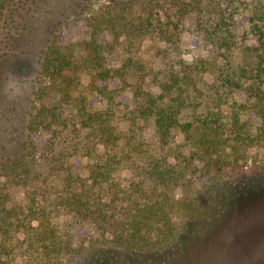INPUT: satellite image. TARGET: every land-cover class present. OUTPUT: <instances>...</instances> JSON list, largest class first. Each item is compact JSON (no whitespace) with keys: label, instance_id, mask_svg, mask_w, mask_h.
<instances>
[{"label":"trees","instance_id":"trees-1","mask_svg":"<svg viewBox=\"0 0 264 264\" xmlns=\"http://www.w3.org/2000/svg\"><path fill=\"white\" fill-rule=\"evenodd\" d=\"M16 1L0 0V14ZM230 6L229 0L83 3L76 15L90 37L49 43L27 110L0 135V264H100L123 252H173L185 223L210 214L228 189L255 183L264 172V161L256 165L253 156L264 150V29L251 24L255 38L237 63ZM258 21L264 25V12ZM104 33L111 42L99 40ZM188 33L211 46L209 56L184 57ZM146 39L163 44L154 54L158 67L143 59ZM119 49L125 58L115 66ZM8 61L0 62V74ZM211 69L208 84L201 77ZM82 74L90 77L89 92L107 99L105 109L90 106ZM125 92L126 121H153L156 142L118 130L116 98ZM42 132L47 137L36 143L33 136ZM79 156L89 160L86 175L72 161ZM125 168L127 179L118 175ZM178 188L192 193L178 197ZM62 216L92 222L101 238L75 250L71 232L57 221Z\"/></svg>","mask_w":264,"mask_h":264},{"label":"rangeland","instance_id":"rangeland-1","mask_svg":"<svg viewBox=\"0 0 264 264\" xmlns=\"http://www.w3.org/2000/svg\"><path fill=\"white\" fill-rule=\"evenodd\" d=\"M98 6L103 0H93ZM233 8L231 23L235 25L239 42L232 52L237 63L244 55V47L253 42L251 24L259 22L264 29L263 21L258 16L264 12V0H229ZM86 0H17L3 14H0V62H7L6 70L0 74V135L15 129L22 114L27 110L32 94V85L40 57L49 43L56 39L63 45L78 42L90 37L89 29L84 20L78 18L83 3ZM78 11V14L76 15ZM229 21V19H228ZM99 40L111 42L112 36L104 33ZM186 53L184 57L209 56L212 51L200 36L188 33L186 35ZM163 44L146 39L142 43L141 54L144 61L153 67H158L154 54ZM125 58L123 50H117L112 63L120 66ZM214 70H208L201 79L210 84L214 79ZM90 77L82 74V90L89 98L93 109H105L106 98L92 94L87 89ZM114 89L116 84H112ZM131 95L116 98L118 112L115 123L122 135L135 139L145 138L156 142L153 121H138L130 126L126 121L127 104ZM238 100L242 96L237 97ZM252 123L257 127L260 119L251 116ZM183 119V121H185ZM178 142L183 140L180 130L175 131ZM34 137L36 143H42L46 133ZM253 156H258V163L264 161V150L255 149ZM77 170L82 175L87 174L86 157H75L73 160ZM121 178L130 177L129 169L118 172ZM255 183L249 188L232 191L227 190L222 200L215 199V207L206 217L188 221L182 226L180 247L176 251H167L162 255H131L122 253L114 257H103L100 264H264V172L254 176ZM184 194L183 188H178V197ZM16 198L24 201V191L16 190ZM62 229L69 230L73 237L75 250H80L90 244L91 240L101 238L100 230L90 221L74 217L62 216L57 219ZM71 261V259H69ZM89 264V263H88Z\"/></svg>","mask_w":264,"mask_h":264}]
</instances>
